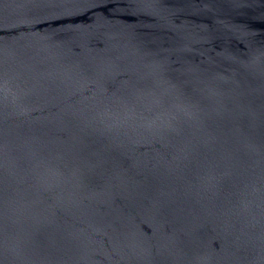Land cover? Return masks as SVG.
Masks as SVG:
<instances>
[{
	"label": "water",
	"instance_id": "water-1",
	"mask_svg": "<svg viewBox=\"0 0 264 264\" xmlns=\"http://www.w3.org/2000/svg\"><path fill=\"white\" fill-rule=\"evenodd\" d=\"M0 264H264V0H0Z\"/></svg>",
	"mask_w": 264,
	"mask_h": 264
}]
</instances>
